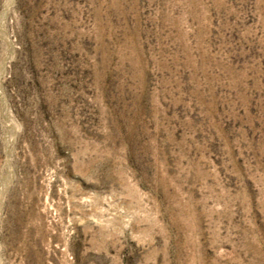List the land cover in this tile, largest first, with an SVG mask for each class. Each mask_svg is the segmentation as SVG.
Returning a JSON list of instances; mask_svg holds the SVG:
<instances>
[{
    "label": "rangeland",
    "instance_id": "rangeland-1",
    "mask_svg": "<svg viewBox=\"0 0 264 264\" xmlns=\"http://www.w3.org/2000/svg\"><path fill=\"white\" fill-rule=\"evenodd\" d=\"M0 264H264V0H0Z\"/></svg>",
    "mask_w": 264,
    "mask_h": 264
}]
</instances>
